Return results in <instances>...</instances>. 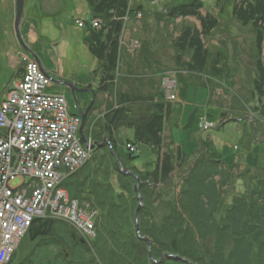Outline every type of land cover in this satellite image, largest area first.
<instances>
[{
	"label": "trees",
	"instance_id": "trees-1",
	"mask_svg": "<svg viewBox=\"0 0 264 264\" xmlns=\"http://www.w3.org/2000/svg\"><path fill=\"white\" fill-rule=\"evenodd\" d=\"M87 1L92 19H101L105 24L101 31L89 28L87 39L99 62L97 73L101 79L95 92L113 96L117 70L125 60L118 39L124 18L131 17L134 9L131 0ZM204 7L202 0H193L167 12L172 19L193 16L201 22V31L186 28L176 40L178 53L191 55L186 64L181 62L182 67L193 72L206 69L210 53L205 38L219 24L216 17L202 15ZM140 10L142 7L136 12ZM233 15L242 26L251 25L257 34L258 76L253 95H258L259 102L253 108L257 119L252 124L259 138L260 131L264 135V0H236ZM219 65V61L213 65L216 76L222 73ZM125 78L123 73L120 80ZM117 99V107L108 106L100 123L101 132L92 133L96 144L92 160L63 185L72 199L98 211L96 238L89 244L66 221L38 219L30 231L34 240L40 238L39 242L19 264H96L97 260L101 264H264V178H257V183L250 179L254 188L248 186L245 194H238L216 223L215 213L225 196L221 188L233 185L234 167L228 166L215 149L204 145L187 168H182L179 159L183 156L172 151L163 138L172 112L163 91L150 98L158 99L155 112L135 121L129 119L126 106L131 98L118 92ZM120 124L134 131L131 143L150 146L157 158L153 171L130 169L142 180L139 191L144 205L138 213L137 179L119 171L111 152H117L112 131ZM85 132L90 136V127ZM128 158L136 160L139 155L129 152ZM217 176L223 178L221 184L216 182ZM158 208L168 210L160 222L156 220ZM146 238L152 241L151 255ZM166 255L173 258L163 260Z\"/></svg>",
	"mask_w": 264,
	"mask_h": 264
},
{
	"label": "rangeland",
	"instance_id": "rangeland-1",
	"mask_svg": "<svg viewBox=\"0 0 264 264\" xmlns=\"http://www.w3.org/2000/svg\"><path fill=\"white\" fill-rule=\"evenodd\" d=\"M191 1L193 0H131L134 13L129 19L128 35L131 40H137L140 43V48L136 53L128 54L125 58L122 71L126 78L117 82L115 87L122 86L128 90L137 89L139 95H130L131 101L135 103L147 101L148 97L146 98L144 95L151 92L148 87L154 86L153 78L157 76L154 75L153 69H159L165 73L162 76L163 79L172 78L178 82V78H181L190 85L189 101L194 100V103L203 105V108L199 107L200 115L201 112L204 114V110H207L209 120L218 126L221 125L220 121L223 115H227L223 120L226 122L225 125L219 128L205 131L206 129L200 128L198 122L196 125L193 123L194 127L188 128L185 132L183 125L190 123L188 114L193 108L188 107L183 114L182 105L172 101L174 102L172 115L166 123L163 134L167 141L172 139L175 144L184 146L187 158L193 159L202 146L208 145L220 153L230 167H234L231 180L233 185L221 188L225 196L215 213L218 222L214 221L219 223L221 216L226 214L234 198L238 194H245L249 190L248 186H255L249 180L253 179V182L257 183L259 179L264 178V135L260 131V133L258 132L259 138H257L255 126L252 124L257 119L253 108L259 102L258 95H253L255 80L258 76L257 34L251 25L242 26L234 17L233 9L236 0H202L205 5L201 10L202 15L216 17L219 22L216 30L205 38L210 53L208 65L202 72L190 70L191 77L183 73L180 75L178 73L177 76L176 72H180L177 70L187 69L182 67L181 62L186 64L191 55L181 56L176 49V40L180 38L186 28L201 31L202 26L196 17L187 16L172 19L167 12L175 6L188 4ZM138 7H142L139 13H142L143 16L138 17L135 13ZM90 13L87 0H25L24 17L25 19L28 16L32 17V22L35 23L33 30L38 33L36 50L45 69L50 71L53 78L59 82L69 83L78 89L91 85V89L95 91L101 79L97 73L99 62L87 43L89 28H81L76 23L77 20L91 22ZM158 14L161 15L155 18ZM15 18V1L12 4L11 0H0V25L5 22L12 23L15 31ZM10 19H12L11 22ZM22 40L24 42L23 37ZM218 61L219 69L222 66L220 76H216L213 71V65ZM163 79L161 86H163ZM195 90L199 91L198 97H195V93H193ZM51 91L54 92V89ZM106 95L108 96L106 93L97 95V106L94 105L95 108L86 126V129L87 127L93 129V134L101 132L100 123L103 121V117L100 116L102 110L98 108V104L104 102V96L108 101L113 100L111 95L108 97ZM165 96L168 101L166 94ZM88 99L90 102L91 97L89 96ZM207 99L211 101L209 104H205ZM116 100L119 101L117 96ZM114 102L113 100V103L110 104H114ZM155 102H158V99ZM256 125L261 126L260 124ZM168 132L172 134L170 138ZM132 136L131 130H127L126 133L119 136L116 153L125 162L128 169L137 168L140 170L144 164L148 165L153 160L154 155L150 146L139 144L138 151L134 154L139 155V158L130 160L126 144L127 137ZM107 140L105 138L101 144L105 145ZM251 164L257 169H253L254 172H257L255 175L251 170L243 168V165L252 167ZM257 178L258 180H256ZM113 181L116 185V179ZM222 181L223 178L216 177L217 183L221 184ZM29 182V178L16 179L12 182V187L17 188ZM250 194L251 191L248 192V195ZM90 209L96 211L91 207ZM159 209H157L156 215L157 222H160L162 216L168 212L165 208L160 211ZM96 212L98 213V211ZM39 239L34 240L31 231H28L10 264H19L24 261L32 253ZM86 242L91 244L87 240ZM91 242L93 243V240ZM96 264L101 263L97 260Z\"/></svg>",
	"mask_w": 264,
	"mask_h": 264
},
{
	"label": "built area",
	"instance_id": "built-area-1",
	"mask_svg": "<svg viewBox=\"0 0 264 264\" xmlns=\"http://www.w3.org/2000/svg\"><path fill=\"white\" fill-rule=\"evenodd\" d=\"M139 12L137 16H143ZM130 18H124L118 41L122 53L134 54L140 43L128 35ZM77 24L97 31L105 27L101 19L80 20ZM23 61L26 64L23 77L12 82L0 103V264H10L22 239L38 219L66 221L89 242L96 236L98 213L72 199L63 186L93 157V149L80 137L82 118L70 112L66 95L51 93V88L57 85L38 62L28 57ZM121 67L122 63L115 84L122 75ZM163 80L169 101H175L176 80ZM116 96L115 89V107ZM211 127L204 122V129ZM92 130L90 136L86 135L90 145L95 144ZM126 147L132 154L138 151L131 142ZM25 178L30 182L12 187L13 181Z\"/></svg>",
	"mask_w": 264,
	"mask_h": 264
},
{
	"label": "crops",
	"instance_id": "crops-1",
	"mask_svg": "<svg viewBox=\"0 0 264 264\" xmlns=\"http://www.w3.org/2000/svg\"><path fill=\"white\" fill-rule=\"evenodd\" d=\"M14 1L15 0H11L12 4H14ZM87 3H88V1H87ZM15 10H16V3H15ZM160 15L161 14L156 15L155 18H158V16H160ZM12 19H10L9 21L11 22ZM91 19H92V15H91ZM32 20L33 19L30 16H28L26 19H25V17L23 18L22 26H21V34H22V37L24 39V42H25L27 48L30 49V51L33 54H35L36 56H38V58H40V60H41V57L39 56V53L36 50V46H37V42H38V33H36L33 30V24L35 27V23H34V21L32 22ZM78 21H80V20H77V22ZM12 25H13L12 23L10 24L8 22H5V24L0 25V103L4 100L12 82L16 79H20L23 77V75L25 73V67H26V64L23 61L24 58L28 57V58L32 59L30 54L20 44L18 38L15 36V31H14V28ZM88 32H89V29H88ZM123 55H124L123 57L126 58L128 53H123ZM41 62H42V60H41ZM122 62L123 63H122V67H121V73L123 74L124 72L122 71V68L124 66L125 61H122ZM43 66H44V64H43ZM153 70L155 71L154 75H157V76L155 78H153L155 80L154 86L148 87V90L150 91V89H151V92H149L148 95H144V96H146V98L148 97L147 101H140L137 103L132 102V101H127V103H126V106L128 108V117L132 121L137 120L141 116L153 114L155 112L154 103L156 100L151 101L150 98L152 96L157 95V93H159L160 91L163 90V87L161 86V81L163 79L162 76L165 73L159 69H153ZM46 71L49 74L53 75L50 71H48V70H46ZM177 71H180V72H176L177 76H178V73H179V75H180V73H183L184 75H186L188 77H191V74H192V72H190V70H187V69L186 70L179 69ZM154 75H153V77H154ZM99 85H100V83L97 85V89L99 88ZM84 88H90L91 89L92 87H91V85H88L87 87L85 86ZM53 89H54V92L51 91ZM115 89L117 90V95H118V92H123V93L127 94V96H130V95L135 96V94L139 95V91L137 89L136 90H134V89L128 90L125 87L122 88V86L121 87L119 86V88L115 87ZM51 90L50 91L53 94H64V95H66V97L68 99L69 107H70V112L74 115H78V110L75 106V103H74L73 97H72V93H71L69 88H65L63 86H57V87L51 88ZM189 91H190V85H188V83L184 82L181 78H178V82L176 83V88H175V94H176L177 98L174 102L182 105L183 114H185L188 107L193 108L192 111L188 114V122H190V123H188V125L187 124L183 125V130L185 132H187L188 128L194 127V124L196 125L198 122L200 123L201 129H204L203 124L205 121L209 122L212 125V127L210 129L205 130V131L216 129V128H219V127L225 125L226 122H223V120H225L224 117L221 118V121H220L221 125L220 126L216 125L214 122H211L208 118V114L206 113L207 110H204V114H202V112H201V115H200V108L199 107L201 106V108H203V105L202 104L200 105V103H194V100L189 101ZM198 92L199 91H197V90H195V92H193V93H195V97L199 96ZM164 93L167 95L168 102H170L173 105L174 102L169 101L168 94L166 92H164ZM86 96H83V95L79 96V102H80V105L83 109H86L90 104L89 99H88L89 96L88 95H86ZM108 96H109V94H108ZM108 96L106 95V97H108ZM90 97L92 98V96H90ZM210 97H211V95H210ZM112 98L114 100V96H112ZM113 100L110 99L109 101H111V102H109L104 96V102L98 104V108H100L102 110V114L100 115L101 117H104V115L106 113H108V111H109L108 106L110 105V103H113ZM209 102H211L210 99H207L205 104H209ZM204 106H206V105H204ZM172 111H173V106H172ZM171 115H172V112H171ZM116 127L117 128H114V130L112 131V137L114 140L117 141V147H118V143H119V136L126 133L127 130H131L133 133L132 137H127V144L131 140H134V131L132 129H129V128L123 126L122 124L117 125ZM171 135L172 134L169 133L168 137L170 138ZM190 136H192V134H190ZM163 138H164L165 144L172 151H174L176 153L178 151L183 156L182 159H179V163L182 165V168H184V169L187 168L188 164H190L195 157L193 159L187 158V156L185 155L184 146L182 147V146L175 144L172 139H168V141H167V139L165 138V135H163ZM106 139H108V138H106ZM137 148H139V147L137 146ZM152 152H153V149H152ZM153 155H154L153 160H151V162L148 165L144 164L142 169H140L141 172L146 173V172L153 171V169L155 167V162L157 159L154 152H153ZM222 159L224 160L223 156H222ZM237 160H239V159H237ZM224 162L226 163L225 160H224ZM231 164H233V163H231ZM228 166H230V165H228ZM243 168L251 170L252 174H254V175L257 173V172L253 171V169L257 170L256 167H254V165H252V167H248V166L243 165Z\"/></svg>",
	"mask_w": 264,
	"mask_h": 264
},
{
	"label": "water",
	"instance_id": "water-1",
	"mask_svg": "<svg viewBox=\"0 0 264 264\" xmlns=\"http://www.w3.org/2000/svg\"><path fill=\"white\" fill-rule=\"evenodd\" d=\"M15 3H16V19H15V32H16V36L20 42V44L27 50V52L30 54V56L32 57V59H34L36 62L39 63L42 71H44L48 77L51 79V81L55 84V85H58V86H63L65 88H69L71 93H72V97H73V101L75 103V106L78 110V115L82 118V126H81V129H80V137L81 139L83 140V142L85 143V145L87 147H90L91 149H94L96 147V144H92L90 145L89 144V139L88 137L86 136V133H85V130H86V126L88 124V121H89V115H90V112L94 109V105L96 103V100H97V93L90 89V88H82V89H78L77 87H75L74 85H71L69 83H66V82H59L57 81L56 79L53 78V76H51L44 68L40 58H38V56H36L35 54H33L30 49L27 48L26 44H24L23 40H22V37H21V26H22V21H23V18H24V8H25V0H15ZM77 93H80V94H86V95H89V96H92L91 100H90V104L89 106L86 108V109H83L80 105V102L76 96ZM107 140V139H106ZM104 145V144H102ZM115 160H116V166L118 167L119 171L121 173H123L124 175H132L134 176L136 179H137V184L135 186V190L138 194V197L140 199V204H139V207H138V210H137V213L141 210V208L143 207L144 205V199L141 197L140 195V191H139V186L140 184L142 183V180L140 179V177L132 170L128 169L125 162L119 157V155L115 152V151H111ZM138 229H139V234H140V227H139V224H138ZM145 240L148 241L149 243V246L151 247V241L146 238ZM86 242V241H84ZM150 255H151V248H150ZM166 258H173V256L171 255H166L163 257V260L166 259ZM176 260H179L181 259L180 257H177L175 256L174 257ZM154 261V259H152ZM162 260V261H163ZM183 261H186L183 259ZM156 263H159L157 261H155Z\"/></svg>",
	"mask_w": 264,
	"mask_h": 264
},
{
	"label": "flooded vegetation",
	"instance_id": "flooded-vegetation-1",
	"mask_svg": "<svg viewBox=\"0 0 264 264\" xmlns=\"http://www.w3.org/2000/svg\"><path fill=\"white\" fill-rule=\"evenodd\" d=\"M80 95H85V96H86V94H80V93H77L76 96H77L78 100H79V96H80ZM88 96H89V95H88ZM94 108H95V106H94ZM92 112H93V110L90 112V115H89V116H91ZM89 119H90V117H89Z\"/></svg>",
	"mask_w": 264,
	"mask_h": 264
}]
</instances>
